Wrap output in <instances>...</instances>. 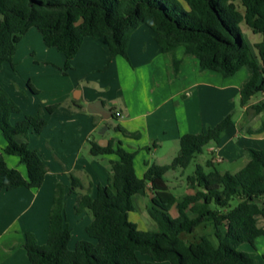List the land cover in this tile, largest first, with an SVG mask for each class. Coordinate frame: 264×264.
<instances>
[{"label": "trees", "instance_id": "trees-1", "mask_svg": "<svg viewBox=\"0 0 264 264\" xmlns=\"http://www.w3.org/2000/svg\"><path fill=\"white\" fill-rule=\"evenodd\" d=\"M242 24L262 35L263 41L254 46L247 43ZM142 25L153 31L161 51L173 56L175 74L182 64L177 50L184 48L198 59L202 71L229 78L245 67L252 70L240 92L242 107L264 93V0H0V72L7 63L15 67L18 46L32 29L41 33L47 48L65 56L61 70L67 74L87 38L104 39L112 57L129 59L131 37ZM29 88L38 92L31 84ZM57 108L46 110L52 114ZM252 108L261 114L264 101ZM19 113L20 106L0 84V130L7 142L4 154L0 153V192L23 187L39 190L49 174L39 152L19 140L44 132L48 127L45 113L27 115L13 125L12 117ZM233 126V116L228 115L214 128L182 136L172 164L147 163L143 178L136 173L137 152L125 149L121 141L112 140L108 147L91 142V155L119 159L111 162L109 183L99 184L95 196L70 173L71 190L78 195L75 214L87 211L92 217L86 228L89 239L70 248L73 231L67 217V192L59 182L47 243L39 244L32 232L25 234L30 264H255V254L240 248L244 244L255 247L264 236V148L252 149L248 164L235 174L219 171L212 161L207 163L212 168L209 172L197 165L189 177L193 193L183 198L171 191L165 179L170 171L187 170L206 147L220 144ZM115 130L130 139L141 138L120 125ZM6 155L18 157L28 176L9 167ZM147 193L156 231L141 230L130 219L136 211L134 197ZM174 208L176 218L171 216ZM210 227L214 239L208 234L198 241L184 238Z\"/></svg>", "mask_w": 264, "mask_h": 264}, {"label": "crops", "instance_id": "crops-1", "mask_svg": "<svg viewBox=\"0 0 264 264\" xmlns=\"http://www.w3.org/2000/svg\"><path fill=\"white\" fill-rule=\"evenodd\" d=\"M40 36L32 29L20 42L29 40V49L24 52L19 49V44L15 67L7 63L0 72L1 86L21 108V113L12 117L13 121L18 123L27 115L35 116L40 111L45 113L48 127L44 132L40 136L30 133L19 140L37 150L49 169L46 181L39 190L23 187L0 192V264H30L24 247L26 232L34 233L39 244L47 243L50 214L59 182L65 185L67 192V217L73 231L70 248L74 249L80 240L89 239L86 228L92 217L87 211L81 216L75 214L78 195L71 190L70 173L76 164L69 162H73L70 161L72 158H84L83 149L97 130L101 138L100 142H94L101 147H108L112 140L121 141L125 149L138 153L143 148H150V145L155 151L168 145L173 147L176 156L172 159H175L182 136L200 134L232 115L235 126L223 134L220 144L209 147L212 160H207L206 165L212 161L214 165L238 166L234 172H223L235 174L248 164L252 149L264 148V111L255 114L252 108L264 101V93H259L261 97L257 94L248 106H241L240 92L252 77L250 68L245 67L236 75L225 78L217 72L202 71L198 59L187 55L184 48H179L176 55L182 64L179 73L175 74L173 56L163 53L153 31L142 25L131 37L129 59L112 57L104 39L87 38L72 61L73 69L66 74L69 82L63 96L43 98L40 85L54 71L47 69L42 74L41 71L34 73L31 70V73H25L20 68L22 57L31 52L40 55L43 51L46 53L45 61L62 68L65 56L57 49L47 48ZM30 84L37 93L29 88ZM73 90L76 91L75 98L71 96ZM54 105L58 108L52 114L48 113L47 107ZM101 105L113 111V118L120 123L118 125L129 133L140 134L141 138L130 139L116 130L112 138H106L113 118L106 120L97 113L103 110ZM117 126H113L114 129ZM6 148L7 142L0 130V153L4 154ZM90 156L95 157L91 152ZM103 157H108L110 162L119 159L116 155ZM5 158L9 167L28 176L27 168L19 159L8 155ZM85 169H88L87 166ZM85 171L88 188L95 196L97 186L106 185L111 174L99 166ZM84 185V189H88ZM177 216L178 213H175L173 218ZM136 224L145 230L141 222ZM246 251L255 254V264H264V236L257 239L255 247L249 245Z\"/></svg>", "mask_w": 264, "mask_h": 264}, {"label": "rangeland", "instance_id": "rangeland-1", "mask_svg": "<svg viewBox=\"0 0 264 264\" xmlns=\"http://www.w3.org/2000/svg\"><path fill=\"white\" fill-rule=\"evenodd\" d=\"M40 35L41 33L35 29ZM241 30L243 33V37L246 40L247 43L250 45L254 46V44L258 42L263 41V36L260 34H254L252 30L246 25L242 24L241 25ZM41 37V42H43V37ZM29 40H24L20 46L19 49L22 51L26 52L27 49H29ZM40 43V46L42 45ZM45 49H47L45 47ZM47 51V50H46ZM58 51V50H57ZM37 54V55H36ZM40 60H38V59ZM46 59V53L42 51V53H35L33 52L30 53L27 57H22L21 63H20V68L23 72L31 73L32 72L36 73L38 71H41L42 74L43 72H46L47 69H52L54 73L48 74L44 81H42L41 88L43 90L42 97L43 98H55V97H62L64 90L66 88V84L69 82L68 76L61 70V68L55 67L52 63H49L45 61ZM72 90V89H71ZM71 96L75 98L76 96V91L73 90L71 92ZM258 97H261V94L257 95ZM12 121V124L15 125L16 121ZM119 121L116 118H113L110 121V130L105 134L106 138H112L115 135V129L113 126H117ZM101 138L99 134V130H97L91 139V141L88 142V144L85 146L83 149V155L84 158L80 160H76L75 158H72L73 162H69L70 164L74 165L76 164L75 167H72L73 171L72 174L73 176L81 182V184H85L88 188V182H87V174L85 170H93L96 169L98 166L101 168H105L106 172L111 174V162L109 158L107 157H92L90 156V148L91 144L90 142L98 141ZM100 142V141H98ZM210 147V146H209ZM209 147H206L204 149L203 154L198 155L197 158L193 161L191 166L185 170H178V171H170L165 179L167 181L168 186L171 188V191L179 198H183L184 196L193 193V190L190 186V181L189 177H191L194 172L196 171L197 165H202L205 167V170L207 172L211 171L212 168H208L206 165L207 160H212V154H209ZM180 148V147H179ZM179 150L177 151V156L179 154ZM175 153L173 152V147L166 145L164 148L155 151V148L153 145H150V148H143L141 151H138L137 158L135 161V167L137 171V175L139 178H143L145 173L147 172L148 168L146 166L147 163L149 164H157L163 167L170 166L173 162L174 159H172V156ZM14 159H19L16 156H12ZM24 166V165H23ZM87 166L88 169H85ZM25 167V166H24ZM215 168L218 169L221 172L224 171H230L234 172L237 170L238 166H230V165H224L222 163H216ZM90 172V171H89ZM109 183V181H106V185ZM81 192V190H79ZM133 204L136 207V211L131 213V221L133 223L141 222L143 224V228H145L146 231H156L158 230V227L152 217L149 214V208L151 206V195L147 193L146 196L142 195H137L133 199ZM177 213V209L174 208L172 210L171 216L173 217L174 214ZM204 234L211 235V237L214 239L213 236V229L210 227L208 229H199L197 233L193 236H187L185 235L184 238L186 241H198L200 240V237ZM247 247H249V244H244L241 246L240 250L243 252L247 253ZM146 258V261H150V258L148 256H142ZM149 259V260H147Z\"/></svg>", "mask_w": 264, "mask_h": 264}, {"label": "water", "instance_id": "water-1", "mask_svg": "<svg viewBox=\"0 0 264 264\" xmlns=\"http://www.w3.org/2000/svg\"><path fill=\"white\" fill-rule=\"evenodd\" d=\"M101 106L103 107V105H101ZM97 113L101 114L104 117V119H106V120L114 117L113 111L106 110V109H104V107H103V110L97 111Z\"/></svg>", "mask_w": 264, "mask_h": 264}, {"label": "built area", "instance_id": "built-area-1", "mask_svg": "<svg viewBox=\"0 0 264 264\" xmlns=\"http://www.w3.org/2000/svg\"><path fill=\"white\" fill-rule=\"evenodd\" d=\"M116 115L119 117L120 116V113H116Z\"/></svg>", "mask_w": 264, "mask_h": 264}]
</instances>
